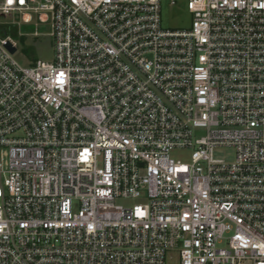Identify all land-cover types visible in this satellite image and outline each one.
I'll use <instances>...</instances> for the list:
<instances>
[{"label":"built area","instance_id":"1","mask_svg":"<svg viewBox=\"0 0 264 264\" xmlns=\"http://www.w3.org/2000/svg\"><path fill=\"white\" fill-rule=\"evenodd\" d=\"M161 3L0 0V264H264V0Z\"/></svg>","mask_w":264,"mask_h":264},{"label":"rangeland","instance_id":"2","mask_svg":"<svg viewBox=\"0 0 264 264\" xmlns=\"http://www.w3.org/2000/svg\"><path fill=\"white\" fill-rule=\"evenodd\" d=\"M188 0H162L161 17L162 25L167 29H185L192 25L193 16L188 10ZM15 21L18 26H13L11 33L17 42L18 49L14 53L15 60L23 65L30 66L37 61H52L54 58V42L50 34V23H42L34 19L30 23L23 22L18 16H0V21ZM23 36H21V35ZM191 151L176 148L171 152L172 157L188 161ZM214 157L233 161L235 149L230 146H218L214 149ZM139 198H118L117 203L124 206H133L140 203Z\"/></svg>","mask_w":264,"mask_h":264},{"label":"water","instance_id":"3","mask_svg":"<svg viewBox=\"0 0 264 264\" xmlns=\"http://www.w3.org/2000/svg\"><path fill=\"white\" fill-rule=\"evenodd\" d=\"M8 47L10 48L11 52H15L16 48L14 46H12L11 43L8 44Z\"/></svg>","mask_w":264,"mask_h":264}]
</instances>
